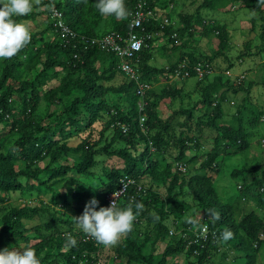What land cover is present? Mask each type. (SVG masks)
Masks as SVG:
<instances>
[{
  "label": "trees",
  "instance_id": "1",
  "mask_svg": "<svg viewBox=\"0 0 264 264\" xmlns=\"http://www.w3.org/2000/svg\"><path fill=\"white\" fill-rule=\"evenodd\" d=\"M39 1L38 5H33V12L27 17L14 19L26 23L34 17L45 16V29L32 33L30 43L17 55L0 60V126L7 129L6 132L0 131V250L22 243L25 248L35 250L41 264H101L99 257L103 246L96 241H84L88 234L77 231L74 221L57 216V208L70 209L74 200L79 198L88 202L95 199L100 207H104L106 197L119 188L120 179L126 176L134 180L136 186L127 190L117 206L139 202L144 207L134 221L133 230L123 236V241L115 250L119 264H167L169 259L179 255L193 261V264H207L213 257L229 253L235 254L230 264H256V257L264 247V239L261 238L264 235V214L253 210L239 220L237 206L244 192L255 188L259 204L264 208V166L257 165L250 172L241 169L231 173V177L238 174L260 175L259 179L252 177L249 184L244 181L242 187H238L241 196L235 202L219 200L211 177L212 173L218 172L225 156L244 152L249 147L247 135L241 127L234 129L218 124L221 105L227 94L240 91L248 94L250 90L249 87L245 89L241 79L231 81L232 75L225 74L231 70V64L223 72L217 71L214 65L218 58L227 59L228 30L224 26L216 27L218 46L213 55L202 59H196L191 54L180 55L175 63L164 69L151 65L154 56L152 45L159 33L168 37V45L174 49L176 41L172 36L177 33L171 32V22L164 25L158 19H148L143 25L147 33L154 35V39L148 41L147 47L137 56L139 64L136 69L140 83L151 86L152 81L156 82L159 77L167 79L169 75L183 80L198 78L196 89L200 100L191 110L182 112L186 115V130L181 131L177 139L179 154L173 162L197 165L201 133L205 129L215 133L213 146L205 153L196 175L185 177L178 173L170 177L171 160L163 159L162 162L167 163L164 169L159 170L153 156L155 153L164 155L166 148L172 144L168 135L173 118L163 122L157 117L153 112L155 105L152 100L180 99L184 95L183 87L165 86L159 94L151 88L140 98L136 95L137 85L119 70L120 59L117 55L90 43L92 39L113 33L126 38L124 34L129 30V16L123 21L102 17L95 6L97 0ZM158 1L148 0L147 10L158 14L157 8L161 7ZM190 1H201V4L193 15L184 17L183 27L177 32L203 27L202 10L228 14L233 6L231 4H238L239 10L255 12L261 23V44L255 55L263 53L264 0ZM125 3L131 13L137 0H125ZM53 10L62 15L65 26L76 35L74 39L62 37L60 29L54 27L56 20L52 15ZM46 34L52 35L53 39H46ZM245 50L250 51L248 45H245ZM182 64L184 67H181ZM199 66L201 77L196 72ZM118 75L123 83L116 87L108 85ZM122 94L121 97L129 103L127 110L114 99L118 96L107 99L110 95ZM40 103L45 105L41 114L38 113ZM138 103L143 105L141 111ZM195 111L200 115L192 128ZM103 114H106L107 120L102 124L98 141L92 142L94 125L102 119ZM141 118L145 120L142 127ZM121 125L127 127L126 134L122 133ZM110 130L113 136L109 145L117 141L125 143L123 150L110 152L109 145L98 148L105 133ZM81 134L83 138L80 143L70 145V141ZM139 145L142 147L138 155ZM231 147L235 148L234 151ZM189 149L196 153L191 156ZM100 156L108 159L117 156L123 167H104L98 162ZM99 166L105 178L97 176L102 201L96 198L95 193L82 191L79 182H70L71 179L79 181L80 177L96 179L93 169ZM143 177L149 179L146 185L142 183ZM138 187H141L140 191ZM161 187L166 189L165 196L155 193V189ZM59 189L67 191L59 193ZM76 189L81 192L76 193ZM26 192H35L40 204L34 207L28 203L4 207L11 195L19 194L22 197ZM47 195L50 198L44 203L43 198ZM188 197H192L201 213V222L195 225L187 222L189 218L197 220L193 217L195 212L187 215L193 206L187 201ZM44 216L51 217L46 223L50 226V233L43 231V223L27 225V222L36 219L41 222ZM173 223L179 225L175 227ZM141 224H145V230L136 234L135 228ZM54 225H63L66 230L57 232ZM203 226H207L215 235L209 234L206 241L190 244ZM171 229L175 233L180 231V234L169 236ZM225 229L233 234L227 242L221 239ZM72 240H75V245L71 243ZM163 245V252L158 254V248Z\"/></svg>",
  "mask_w": 264,
  "mask_h": 264
},
{
  "label": "rangeland",
  "instance_id": "2",
  "mask_svg": "<svg viewBox=\"0 0 264 264\" xmlns=\"http://www.w3.org/2000/svg\"><path fill=\"white\" fill-rule=\"evenodd\" d=\"M3 2V1H1ZM39 0H33V5H38ZM161 4V7L158 6V13H161L163 17L167 16L172 23V33H177V37L174 38L176 41V48L172 49L168 45V37L163 34H159L157 40L152 45L153 61L151 65L156 68L167 69L170 65L176 62L180 55L191 54L196 59H202L204 57H209L217 50L218 39L216 27H225L228 30V50L226 51V60L223 58H218L215 60L214 65L219 72H223L227 69L228 64H231V70L225 72L226 75H232L231 81L235 79H241V83L245 85L246 88H250L249 93L245 91H240L236 94L229 92L226 96V100L221 105V119L218 121V124L223 127L229 128H242L245 134L247 135L248 149L244 152H240L235 155H228L223 158L220 168L217 173H212L211 177L214 179V185L221 202L230 203L240 200L238 187H242L243 182L248 183L251 181L252 177L259 179V173H254V175L238 174L235 177H231L233 171H239L241 169H246L249 171L255 166H264V150L261 147V142L264 140V51L262 54L255 55L260 46V25L258 18L256 17L255 12L250 9L239 10L238 4H231V9L228 14H225L221 11H211V10H202L201 17L204 20L203 27L198 28H189V31H180L177 32L181 26L183 27V19L185 16L193 15L201 4V1H196L195 3L190 0H160L158 1ZM45 12V10H44ZM43 12V13H44ZM26 24L32 33L44 30L47 24V19L45 16L34 17L26 21ZM194 25V24H193ZM192 25V26H193ZM46 39H53V36L50 34L45 35ZM173 39V38H172ZM245 45H248L250 51L245 50ZM246 53L254 54L252 57H249ZM246 54V55H242ZM242 55V56H241ZM218 74V72H217ZM198 78L183 80L180 77H175L169 75L167 79L165 77H159L156 82L152 81L151 87L153 90L159 94V92L165 88V86H174V87H183V97L176 100H164V99H153L155 109L153 112L159 117L163 122L169 121L170 118H173L171 123V131L169 132V139L172 144L166 148V153L160 155L155 153L153 156V161L158 162L159 170L165 168L167 161L162 162L163 159L169 158L171 160L170 166V177L174 174L184 175L189 177L191 175H196L199 164L204 160L205 153L213 146V140L215 133L205 129L200 135L201 147L197 152V165H189L187 163H178L173 162L178 157L179 151L177 150V139L181 131H185L184 122L186 115L183 114V111L191 110L193 106L200 100L199 91L196 89V83ZM57 83V82H54ZM54 83H50L54 84ZM123 83L122 77L119 75L116 77L114 82L108 83V85L113 84L115 87ZM118 96V98H114ZM122 95H110L107 97L108 100L112 98L116 99L120 106L127 110L129 108V103L127 102ZM109 102V101H108ZM45 105L40 103L38 113H44ZM53 108V107H50ZM200 115L199 112H194V118L192 121L191 127L194 128L195 123H197V117ZM257 119V120H256ZM107 120L106 114H103L102 119L94 125V132L91 134L92 142H97L99 139V132L102 130V124ZM1 132H6L7 129H4L0 126ZM89 132V131H87ZM84 134V133H83ZM83 134L79 137L74 138L70 141V145L75 146L80 143L83 138ZM195 135H198L197 133ZM113 132L110 130L105 133L103 141L98 145L103 147L104 145H109ZM109 151L113 152L114 150H123L125 148V143L115 142L109 145ZM141 145L138 146V155L141 152ZM234 147H231V150L234 151ZM188 154L193 156L196 152L190 149ZM133 155L136 152H132ZM137 155V156H138ZM221 156V155H220ZM98 162L101 163L104 167L108 168H117L120 169L123 167L122 161L117 157L113 156L111 159L106 158L105 156L98 157ZM169 163V162H168ZM139 164V162H138ZM184 169V171L179 170V167ZM101 166L93 169V172L96 174V179H87L85 177H80L77 179H71V183L79 182L82 187V191L87 193H95L96 198L101 200V194L98 193L100 188V183L97 179V176L104 178L101 173ZM105 179V178H104ZM171 181V178L169 182ZM149 182L148 177L142 178V183L146 185ZM142 184V187L144 186ZM249 184V183H248ZM75 185V184H73ZM79 185V184H77ZM144 190V189H143ZM166 189L161 187L160 189H155V193L161 196L166 195ZM66 189H59V193H65ZM76 193L81 192L76 189ZM256 189L248 190L242 195L240 204L237 206L240 214H238V219H242L250 211H256L258 214H264V208H261L259 201L256 197ZM35 192L30 193L26 192L22 197L19 194L11 195L10 199L4 203V207L9 206H21L24 203H28L30 207L38 206L39 201L36 200ZM50 195L44 196L43 202H48ZM238 199V200H237ZM187 201L192 204L191 212L187 215H191L193 212L197 220L196 222H201V213L198 210L195 202L192 197H188ZM89 202L82 200L81 198L74 200V203L70 209L57 208V216L60 218H68L71 221H74V226L77 231L84 232L77 224L76 218L80 217L83 212L85 205ZM99 205L97 208L99 209ZM52 209V207H51ZM1 213V211H0ZM51 217L44 216L40 222L36 219L34 222H27L28 226L43 223V231L45 233H50V226L46 223H49ZM183 222V221H182ZM180 223V222H179ZM179 223L173 225H179ZM54 230L60 233L66 230L62 225H54ZM136 234L142 233L145 230V224L136 226ZM123 238V237H122ZM119 243L115 247H102L100 251V263L101 264H119V260L116 258L115 250L119 247ZM264 239V235L261 236ZM169 239V238H168ZM169 241V240H167ZM6 248H17L24 249L25 245L22 243L13 244L10 247ZM4 248V249H6ZM261 252L256 257V264H264V247L261 248ZM3 250V249H2ZM164 250V245L158 248V254L162 253ZM22 251V250H21ZM235 254L229 253L226 256L223 254L213 257L210 262L207 264H230L232 258ZM167 264H193V261H188L183 255H179L172 259H169Z\"/></svg>",
  "mask_w": 264,
  "mask_h": 264
},
{
  "label": "clouds",
  "instance_id": "3",
  "mask_svg": "<svg viewBox=\"0 0 264 264\" xmlns=\"http://www.w3.org/2000/svg\"><path fill=\"white\" fill-rule=\"evenodd\" d=\"M95 6L102 17H114L121 21L127 19L133 11L129 12L125 0H97ZM32 12L33 0H3L0 2V60L17 55L30 43L32 35L27 24L17 22L14 18L27 17ZM160 14H157V19L163 23L164 19H168V17H163ZM168 21L169 25L171 21L169 19ZM176 37L177 35L172 36L173 39ZM140 45V40L134 39L131 43V47L134 49H139ZM262 149L264 150L263 147ZM97 205L98 201L95 199L89 201L85 205L83 214L75 220L86 234L100 245L109 248L115 247L123 236L133 230L134 221L139 211L144 207L139 202H129L124 207H118L114 202L107 208L100 207L99 210H96ZM155 219L158 220L159 217L156 216ZM187 222L194 225L197 223L194 218H189ZM232 235L230 230L225 229L221 233V239L227 242L232 238ZM71 243L75 245V240H72ZM0 264H41V261L32 248H6L0 250Z\"/></svg>",
  "mask_w": 264,
  "mask_h": 264
},
{
  "label": "built area",
  "instance_id": "4",
  "mask_svg": "<svg viewBox=\"0 0 264 264\" xmlns=\"http://www.w3.org/2000/svg\"><path fill=\"white\" fill-rule=\"evenodd\" d=\"M147 3L148 0H137L135 8L129 15V30L126 34H124L126 38H123L122 34L114 33L105 35L101 38L90 40V43L96 45L97 48L105 50L106 52L115 53L117 55V57L120 59V64L118 66L119 70L124 73L128 79L134 81V83L137 85L136 95H138L140 98H142L144 96V93L150 90L151 87L149 85L140 83L138 79V70L136 68L138 67L139 59L137 56L143 48L147 47L148 41H151L154 38V35L147 33L144 30L143 25L144 22H146L148 19L157 20L156 13H154V11L152 10H147ZM52 15L56 20L54 23V27L60 29L59 31L61 33V36L64 38L71 37L74 39L76 35L65 26L64 22L62 21V15L56 10H53ZM168 22V19H164L163 23L166 25L168 24ZM134 39L141 41L139 49H134L131 47V43ZM181 67H184V64H182ZM196 72L199 73V77H201L200 66L196 68ZM138 106L139 110L141 111L143 107L142 103H138ZM144 121V118L140 119L141 127L143 126ZM121 126L122 133L126 134L128 130L127 127L124 125ZM261 144L264 148V140L261 142ZM179 170L184 171L181 166L179 167ZM133 186H136V182L134 180L126 176L122 177L120 179L119 188L106 197V205L104 207L107 208L114 202L118 204L120 198L127 192L130 187ZM140 190L141 187H138V191ZM182 233L183 232H181V234ZM174 234H180V231L178 233H175V231L171 229L169 231V236H172ZM209 234L212 236L215 235L213 232L209 231L207 226H203L199 234L194 235V240L191 241L190 244L197 243L198 241H206ZM83 240L86 242L95 241L90 235H87Z\"/></svg>",
  "mask_w": 264,
  "mask_h": 264
}]
</instances>
